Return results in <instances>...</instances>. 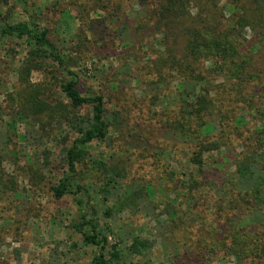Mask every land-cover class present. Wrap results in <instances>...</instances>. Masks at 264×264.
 Here are the masks:
<instances>
[{
	"label": "trees",
	"instance_id": "trees-1",
	"mask_svg": "<svg viewBox=\"0 0 264 264\" xmlns=\"http://www.w3.org/2000/svg\"><path fill=\"white\" fill-rule=\"evenodd\" d=\"M3 1L9 4V0ZM135 1L139 17L134 19L135 31L148 32L152 39L153 105L160 102L164 105L167 95L162 94V88L166 89L164 86L176 79L173 103L177 108L172 111L169 125L189 143L190 162L197 167L198 176L205 181L208 166L205 155L209 153L216 151L223 156L224 163L229 161L228 150L222 151V147L228 146L225 129L217 126L222 118L232 117L233 137L240 146L232 170H216L226 174L214 180L209 188L216 197L213 213L217 219H225V226L210 225L211 229L206 227L202 231L209 239L196 240L202 254L198 258L206 260V264L228 256L235 258L236 264L249 262L264 251V79L256 56L246 52L248 39L244 31L249 28L254 32L258 37L254 45L261 52L264 0ZM20 2L25 7L29 5L28 0ZM84 5L104 17L108 15L113 22L117 16L121 17L122 4L114 7L110 0H86ZM38 11L42 14L41 9ZM36 14H31L29 21H11L0 13V43L17 38L27 41L30 47L17 69L16 91L10 95L16 107L9 119L0 124V197L18 194L15 175L7 174L4 164L12 158L18 166L23 157L29 161L28 156L20 155L8 143L21 138L34 147L46 145L42 154L48 161L53 156L47 144L52 134H48L49 130L41 133V129L54 124L61 135H71L73 139L69 145L59 144V138L53 139L60 148L58 158L64 171L49 189L58 200L74 197L79 217L72 227L81 235L84 246L95 250L89 264H143L137 257L151 251L158 239L153 234L152 238L136 235L128 226L127 232L118 234L120 242L110 247L108 234L113 228L108 220L123 214L147 215L155 219V229L163 238L166 231L177 235L182 217L173 208L171 214L162 209L165 203L156 197L151 182L129 180V172L122 163L102 151H93L94 144H110L111 127L119 124V113H107L106 98L101 91L82 92L72 48L65 51L59 48L51 39V30L34 22ZM135 38L133 35L132 40ZM49 69L52 74L47 80L37 83L31 80L33 72ZM222 97L239 104L231 107V115L222 104L218 105ZM20 124L26 126L23 136L19 133ZM32 170L34 179L41 184L42 172L36 166ZM186 183L189 180H183V187H187ZM192 185L188 186L191 197L201 189L197 180ZM173 197L174 202L179 201V196ZM172 202H168L170 207ZM164 216H172L180 223L161 220ZM171 224L175 227L173 231L169 229ZM123 227L126 226L120 230ZM229 235L233 238L232 245L228 243ZM173 249L172 258L183 260L177 243H173Z\"/></svg>",
	"mask_w": 264,
	"mask_h": 264
},
{
	"label": "rangeland",
	"instance_id": "rangeland-1",
	"mask_svg": "<svg viewBox=\"0 0 264 264\" xmlns=\"http://www.w3.org/2000/svg\"><path fill=\"white\" fill-rule=\"evenodd\" d=\"M110 1L114 7L122 4L121 17L117 16L114 22L108 15L104 17L103 13H95L94 8L93 11L86 9V0H28L27 7L20 0H9V4L0 0V13L11 21H29L31 14L37 13L34 22L51 30L52 41L63 51L72 48L71 56L80 76L82 92L101 91L106 98L107 113H119V124L111 127L110 144H94L96 149L93 151H102L105 156L122 163L129 172V180L151 182L156 189V197L165 203L162 209L171 214L173 208L182 217V227L177 230V235L174 237L171 231H166L162 234L163 238L155 229V219L147 215L123 214L108 220L113 228L112 233L108 234L110 247L120 242L119 233L131 228L136 235L152 238L153 234L158 239L151 251L137 257V261L143 264H206V260H199L202 254L195 242L198 238L201 241L209 239L207 234L205 237L201 234L206 227L225 226V219H217L213 213L216 197L214 190L209 188L214 180L218 181L219 176L225 173L216 170H232L235 153L240 150L239 143L233 137L232 117L217 122V126L225 129L228 146L222 147V151L226 153L228 150L226 157L229 161L224 163L223 156L216 151L205 155L208 166L205 167L204 181L202 176H198L197 167L190 162L189 143L177 136L175 129L169 125L172 111L177 108L173 103L176 79L164 86L166 89L162 88V94L167 95L164 105L162 102L153 105L151 92L155 89L151 82L155 81V77L150 65L152 39L148 32L135 31L134 19L139 18L136 1ZM133 35L136 36L135 41L132 40ZM244 35L248 39L246 52L256 56L264 79V48L257 52L254 44L258 42V37L251 29H246ZM126 43L133 44L129 46ZM29 49L27 41L17 38L5 39L0 43V124L9 119L16 107L10 95L16 91L17 69ZM51 74L50 69L33 72L31 80L42 82ZM221 101L218 105L222 104L227 114L231 113L232 106H239L224 97ZM19 126L20 136H23L26 126ZM46 130L52 134L47 144L53 156L48 161L42 154L46 145L34 147L21 138L8 143L20 155L28 156L29 161L23 157L19 169L15 158L4 164L6 173L15 175L18 194L8 193L0 197V264H89L93 258L95 250L84 246L81 235L72 227V222L79 217L74 197L58 200L49 189L50 184L57 182L64 171L58 158L60 148L53 139L59 138V144L69 145L73 137L61 135L54 124H46L41 133L46 134ZM35 166L44 176L41 184L33 177L32 168ZM217 166L220 167L216 169ZM183 180H189L187 187H183ZM195 180L200 183L201 189L191 197L188 186H194L192 182ZM173 196H179V201L174 202ZM169 201H173V207L168 205ZM173 218L164 216L161 220L180 223ZM122 226L126 227L120 230ZM169 229L173 231L174 225L171 224ZM229 238L228 243L232 245L233 238L231 235ZM173 243L180 246L183 260L172 258ZM212 264H236V260L228 256ZM244 264H264V251Z\"/></svg>",
	"mask_w": 264,
	"mask_h": 264
}]
</instances>
